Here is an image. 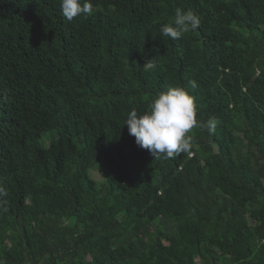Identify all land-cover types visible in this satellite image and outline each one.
Listing matches in <instances>:
<instances>
[{
  "label": "trees",
  "instance_id": "trees-1",
  "mask_svg": "<svg viewBox=\"0 0 264 264\" xmlns=\"http://www.w3.org/2000/svg\"><path fill=\"white\" fill-rule=\"evenodd\" d=\"M92 2L0 0V261L264 264V0ZM177 8L201 24L173 41ZM192 80L215 132L155 159L128 113Z\"/></svg>",
  "mask_w": 264,
  "mask_h": 264
},
{
  "label": "clouds",
  "instance_id": "clouds-1",
  "mask_svg": "<svg viewBox=\"0 0 264 264\" xmlns=\"http://www.w3.org/2000/svg\"><path fill=\"white\" fill-rule=\"evenodd\" d=\"M60 9L69 22L80 16L91 15L96 10L92 0H60ZM200 24V18L192 10L177 8L173 21L161 24L159 31L162 36L175 41L185 33L195 31ZM145 64L149 68L155 67L151 60ZM197 87L194 80L189 81L187 87H169L150 101L147 111L131 109L125 124L137 146L148 150L155 159H171L191 152L193 141L189 133L193 129L214 133L218 124L215 118L197 120L195 100L189 93V89L195 90ZM7 195V189L0 185V205L6 203ZM0 264L3 262L0 261Z\"/></svg>",
  "mask_w": 264,
  "mask_h": 264
},
{
  "label": "rangeland",
  "instance_id": "rangeland-1",
  "mask_svg": "<svg viewBox=\"0 0 264 264\" xmlns=\"http://www.w3.org/2000/svg\"><path fill=\"white\" fill-rule=\"evenodd\" d=\"M88 173H89V177L91 179H93L94 181H97V182H101V180L103 179V174H102V171H101V166L97 163L93 164L89 170H88ZM118 217H121V215H119ZM250 224V222H249Z\"/></svg>",
  "mask_w": 264,
  "mask_h": 264
}]
</instances>
